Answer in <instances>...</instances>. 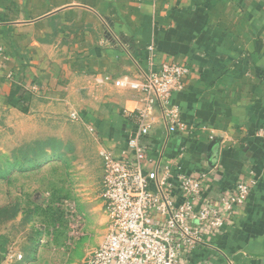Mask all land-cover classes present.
Returning <instances> with one entry per match:
<instances>
[{
    "label": "crops",
    "instance_id": "1",
    "mask_svg": "<svg viewBox=\"0 0 264 264\" xmlns=\"http://www.w3.org/2000/svg\"><path fill=\"white\" fill-rule=\"evenodd\" d=\"M161 63L190 70L171 104L175 120L192 126L170 136L163 164H182L189 173L210 170L213 197L242 176L257 181L248 201L183 264H229L226 258L264 264V0H0V109L17 110L7 98L23 93L30 102L23 115L34 129L68 121L94 137L98 152L107 148L119 157L136 130L132 112L140 102L135 92L101 78L137 77ZM71 112L78 120H70ZM164 134L157 118L140 139L152 156ZM38 183L36 192L49 195ZM93 184L80 193L98 202L76 213L79 236L66 256H52L48 264H78L103 241L108 218L101 186L95 195ZM62 236L50 239L54 250L70 243ZM5 246L0 264H6Z\"/></svg>",
    "mask_w": 264,
    "mask_h": 264
},
{
    "label": "built area",
    "instance_id": "2",
    "mask_svg": "<svg viewBox=\"0 0 264 264\" xmlns=\"http://www.w3.org/2000/svg\"><path fill=\"white\" fill-rule=\"evenodd\" d=\"M149 52L152 65L153 47ZM189 71L181 64L161 63L137 77L102 76L104 83L135 92L140 106L132 112L136 130L119 157L107 148L98 152L103 163L100 186L108 226L103 241L84 264H183L222 230L234 207L245 204L253 192L257 181L242 176L232 188L213 197L209 194L210 170L189 173L182 164H163L170 136L192 129L175 120L177 110L171 104L172 95L183 88ZM69 117L78 120L75 112ZM157 118L165 127V136L157 156H152L140 139L149 135ZM179 153L183 154V148ZM71 213L76 231L79 218L74 210ZM6 257L20 259L22 255L8 250Z\"/></svg>",
    "mask_w": 264,
    "mask_h": 264
},
{
    "label": "rangeland",
    "instance_id": "3",
    "mask_svg": "<svg viewBox=\"0 0 264 264\" xmlns=\"http://www.w3.org/2000/svg\"><path fill=\"white\" fill-rule=\"evenodd\" d=\"M29 103L26 111L0 109V244L22 255L20 259L6 258V264H48L53 257L66 256L71 241L79 236L71 212L82 213V208L98 202L80 193L94 183L90 189L96 195L103 172L98 144L88 131L68 121L55 128L34 129L23 115L29 111ZM38 181L49 195L36 192ZM105 233L103 230L102 237ZM57 234L70 240L65 250H54L55 245L49 243ZM97 246L89 248L78 264H84Z\"/></svg>",
    "mask_w": 264,
    "mask_h": 264
},
{
    "label": "trees",
    "instance_id": "4",
    "mask_svg": "<svg viewBox=\"0 0 264 264\" xmlns=\"http://www.w3.org/2000/svg\"><path fill=\"white\" fill-rule=\"evenodd\" d=\"M7 103L12 107L20 109L21 111L27 110V98L24 97L23 93H18V91L16 94H10L8 96Z\"/></svg>",
    "mask_w": 264,
    "mask_h": 264
}]
</instances>
